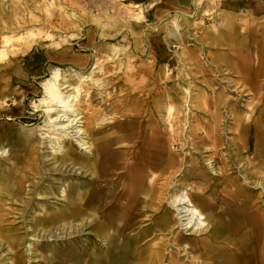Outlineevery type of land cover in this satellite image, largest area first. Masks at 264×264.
<instances>
[{
  "label": "rangeland",
  "instance_id": "1",
  "mask_svg": "<svg viewBox=\"0 0 264 264\" xmlns=\"http://www.w3.org/2000/svg\"><path fill=\"white\" fill-rule=\"evenodd\" d=\"M27 31L32 47L16 40L18 55L0 64V95L6 91L0 96V174L8 180L0 190V264H76L82 244L89 254L108 250L109 239L97 230L108 209L92 219L55 216L75 199L80 211L82 199L97 189L115 203L136 163L137 143L117 145L122 164L110 177L95 179L76 129L63 135L80 161L54 158V133L41 105L55 69L76 84L75 70L88 73L95 58L77 126H95L93 134L105 136L138 114L145 125L161 104L163 160L176 161L160 172L155 192H140L142 200L132 202L116 227L124 236L117 231L113 239L124 246L138 240L132 256L162 246L161 264L172 256L182 264H213L193 241L203 232L182 226L173 201L182 190L202 197L211 225L206 216L220 211L209 206L233 193L231 180L254 187V204L241 207L264 216V8L228 9L216 0H0V38ZM167 215L173 224L161 227Z\"/></svg>",
  "mask_w": 264,
  "mask_h": 264
},
{
  "label": "bare ground",
  "instance_id": "2",
  "mask_svg": "<svg viewBox=\"0 0 264 264\" xmlns=\"http://www.w3.org/2000/svg\"><path fill=\"white\" fill-rule=\"evenodd\" d=\"M134 8L138 9L140 5L136 4ZM44 9L47 17H49L50 10L48 11L46 6ZM137 13L139 14L138 17L142 16L141 11ZM30 36V31L20 35L4 34L0 38V64L5 67L7 62L9 63L18 55V49L14 46L16 40L20 41V45L32 47ZM97 67L98 58H95L92 69L88 73L75 70L78 82L76 84L68 83V79L63 77L59 69H55L51 78L44 83V96L41 98V105L47 115L46 123L51 124V131L49 132L54 133V137L49 140L54 158L60 160L61 163L69 160L80 161V156L75 153L73 144L68 142L63 135L65 132L68 133L70 128L76 129V134L80 135L76 140L77 144L88 154L85 157L87 161L84 157L83 161L86 162L87 166L91 165L94 168L95 179L110 177L116 168L122 164L124 155L116 147L117 145H122L120 148L124 147L125 149L130 143L136 142L139 154L133 169L126 174L128 181H125L122 192L115 203L110 204L111 195L109 192L105 194L103 193L104 190L97 189L94 196L82 199V204L85 206L80 205V211L76 210L75 203H79V201L75 199L70 201L69 206L65 209L57 212L55 217L65 219L70 214L75 213L73 217H76L82 213L87 215L88 219H92L97 214L102 213L104 209H108L104 214V222L97 227L103 237L110 241L108 250L104 254H89L85 251L86 246L82 244L77 253L76 264H161L160 256L164 251L162 246L160 248L155 243L152 248L139 251L135 256H132L131 253L138 249V240V242L134 241L124 246L118 242L119 240L113 239L117 231L119 237L124 236V233L116 227L125 221V215L128 208L132 206V202L142 200L140 192L144 195L155 192L153 186L159 178L157 171L163 160V151H165L163 143L161 144L160 133V119H162L163 114L160 111L161 104L157 103L154 106L158 115L154 112L153 117L147 122L148 125L147 123L142 124L143 116L138 114L136 120L109 131L105 136L93 134V131H96L95 126L85 128L82 125L77 126L78 123L83 122L81 119L84 117L77 107L82 100L83 93L87 92L83 84L92 79V73ZM94 82L100 83L99 80H94ZM5 95L4 88L0 96L4 97ZM171 106L172 104H170L169 109ZM29 139L26 141L28 145L32 144ZM34 153L31 167L36 169L39 167L40 158L37 156L36 150ZM208 164L212 166L211 161ZM211 168L214 170V167ZM2 175L0 174V190L7 188L8 181ZM200 176H202L201 173L198 174V177ZM24 178L21 176L18 181H22ZM231 183V186L234 187L233 193H228L222 204H210L209 206L211 209L216 206L215 212L220 211L216 217L206 216L211 225H206L201 209L203 204H208L206 200H201L202 197L193 196L184 190L180 193L176 192L174 197L173 205L177 211V216L182 226L186 228L196 226V230L203 232L193 241L196 248L202 253L206 251L207 257L212 260L213 264H264V216L256 210H251L250 206L241 207L248 201L254 204L252 194L254 187L250 185L244 187L237 180H231ZM91 208L94 211H91ZM172 217L167 215L158 223L161 227H171L173 224ZM130 225L132 226V223ZM169 264L182 263L172 256Z\"/></svg>",
  "mask_w": 264,
  "mask_h": 264
},
{
  "label": "crops",
  "instance_id": "3",
  "mask_svg": "<svg viewBox=\"0 0 264 264\" xmlns=\"http://www.w3.org/2000/svg\"><path fill=\"white\" fill-rule=\"evenodd\" d=\"M216 1L219 2L222 7L228 8V9H231V8H248V7L256 8V9L257 8H264V0H216ZM181 2H184V0H170V5L177 4V3L181 4ZM136 4H138V3H136ZM140 8H141V6H140ZM139 11L142 12V9H139L138 11L134 10V12H136L135 14H138L137 12H139ZM138 16H139V14H138ZM143 19H144V17H143ZM177 31H178V29H177ZM258 72H260L259 68H258ZM165 158H167V157H165ZM165 158L163 160V163L160 165V167L158 169V175L159 176H160V172H163V169H167L168 167L174 166L176 164V161H172V164H170V162H169V164H167V162L165 161Z\"/></svg>",
  "mask_w": 264,
  "mask_h": 264
}]
</instances>
